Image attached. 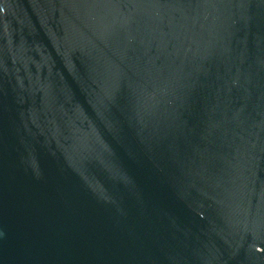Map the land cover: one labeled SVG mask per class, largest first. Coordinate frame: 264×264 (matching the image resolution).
<instances>
[{
  "label": "water",
  "instance_id": "obj_1",
  "mask_svg": "<svg viewBox=\"0 0 264 264\" xmlns=\"http://www.w3.org/2000/svg\"><path fill=\"white\" fill-rule=\"evenodd\" d=\"M0 264H264V0H0Z\"/></svg>",
  "mask_w": 264,
  "mask_h": 264
}]
</instances>
